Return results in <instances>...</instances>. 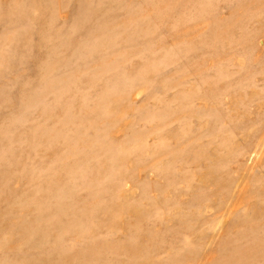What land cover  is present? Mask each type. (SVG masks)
<instances>
[{
	"label": "rangeland",
	"instance_id": "1",
	"mask_svg": "<svg viewBox=\"0 0 264 264\" xmlns=\"http://www.w3.org/2000/svg\"><path fill=\"white\" fill-rule=\"evenodd\" d=\"M0 264H264V0H0Z\"/></svg>",
	"mask_w": 264,
	"mask_h": 264
}]
</instances>
